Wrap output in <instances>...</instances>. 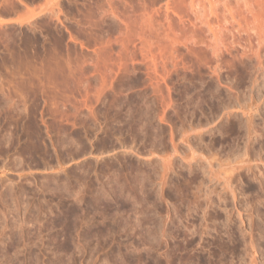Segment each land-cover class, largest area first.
Here are the masks:
<instances>
[{
	"label": "rangeland",
	"instance_id": "374dc122",
	"mask_svg": "<svg viewBox=\"0 0 264 264\" xmlns=\"http://www.w3.org/2000/svg\"><path fill=\"white\" fill-rule=\"evenodd\" d=\"M0 18V264H264V0Z\"/></svg>",
	"mask_w": 264,
	"mask_h": 264
},
{
	"label": "bare ground",
	"instance_id": "6f19581e",
	"mask_svg": "<svg viewBox=\"0 0 264 264\" xmlns=\"http://www.w3.org/2000/svg\"><path fill=\"white\" fill-rule=\"evenodd\" d=\"M32 13H33V12H32ZM31 16H36V14H35V13H34V15L31 14ZM10 21H12V19H6V18H5V19H2V18H0V24H4V23L10 22ZM252 83H253V82H252ZM257 107H258V106H257ZM251 108H252V107H251ZM255 108H256V107H255ZM248 110H249V109H248ZM251 110H252V109H251ZM255 110H256V109H255ZM249 116H250V115H249ZM245 120H246V119H245ZM249 121H252V120L249 119ZM249 123H250V122H249ZM251 123H252V122H251ZM249 126H251V124L248 125V126H246V128L249 127ZM255 126H256V125H255ZM251 128H252V127H251ZM248 129H250V127H249ZM252 130H253V128L250 129V130H248V131H247V129H246V133H247V135H248V133H250V132L253 133ZM257 130H258V129H257ZM253 131H255V130H253ZM260 131H261V130H260ZM251 133H250V134H251ZM250 134H249V135H250ZM249 138H250V137H248V139H249ZM254 138H255V137H254ZM185 140H186V139H185ZM186 141H187V140H186ZM188 144L190 145V143H188ZM173 145H174V144H173ZM175 147H176V146H175ZM241 148H243V147H241ZM241 148H239L240 151H241ZM244 148H245V147H244ZM244 148H243V149H244ZM239 150H238L237 153H240ZM244 150H245V149H244ZM193 151H195V150H193ZM150 152H151V151H150ZM242 152L245 153V151H243V150H242ZM242 152H241V153H242ZM246 152H247V151H246ZM193 153H194V152H193ZM237 153H236V154H237ZM248 153H249V152H248ZM195 154H196V153H195ZM234 154H235V152H234ZM242 154H243V153H242ZM242 154H239V155L241 156ZM237 155H238V154H237ZM239 155H238V156H239ZM243 155H244V154H243ZM243 155H242V156H243ZM246 155H247V153H246ZM198 156H199V155H198ZM203 156H204V155H203ZM209 156H210V155H209ZM238 156H236V157H238ZM242 156H241V157H242ZM252 156H254V155H252ZM194 157H195V156H194ZM200 157H202V156H200ZM204 157H206V156H204ZM167 158H168V157H167ZM244 158H245V157H244ZM196 159H197V158H196ZM212 159H213V157H212ZM224 159H226V158H224ZM227 159H228V158H227ZM232 159H233V158H232ZM246 159H247V156H246ZM250 159H251V158H250ZM250 159H249V160H250ZM205 160H206V159H205ZM210 160H211V159H210ZM210 160H209V161H210ZM234 160H235V159H234ZM238 160H239V159H238ZM242 160H243V159H242ZM242 160H241V161H242ZM235 161H236V160H235ZM166 162H167V161H166ZM206 162H207V161H206ZM210 162H211V161H210ZM223 162H224V161H223ZM243 162H245V160H244ZM243 162H242V163H243ZM172 163H174V162L172 161ZM231 163H232V162H231ZM248 163H249V162H248ZM207 164H210V163L208 162ZM220 164H221V163H220ZM224 164H225V163H224ZM164 165H165V164H164ZM189 165H190V164H189ZM210 165H211V164H210ZM218 165H219V164H218ZM231 165H232V164H231ZM248 165H249V164H248ZM166 166H167V165H166ZM174 166H175V165H174ZM209 167H210V166H209ZM165 168H166V167H165ZM197 168H198V167H197ZM213 168H214V167H213ZM213 168H212V169H213ZM170 169H171V168H170ZM202 169H203V168H202ZM220 169H221V168H220ZM223 169H224V168H223ZM225 169H226V168H225ZM227 169H228V168H227ZM233 169H234V167H233ZM248 169H249V168H248ZM250 169H251V167H250ZM161 170H162V169H161ZM213 170H214V169H213ZM230 170H231V168H230ZM211 171H212V170H211ZM218 171H219V170H218ZM228 171H229V169H228ZM231 171H232V170H231ZM233 171H234V170H233ZM209 172H210V171H209ZM229 172H230V171H229ZM201 173H202V172H201ZM252 173H253V172H252ZM161 174H162V172H161ZM244 174H245V173H244ZM244 174H243V175H244ZM193 175H194V174H193ZM206 175L208 176V174H206ZM210 175H211V174H210ZM214 175H215V174H214ZM220 175H221V174H220ZM245 175H246V174H245ZM253 175H254V174H253ZM217 176H218V175H217ZM223 176H224V175H223ZM239 176H240V175H239ZM136 177H137V176H135V179H138V178H136ZM209 177H210V176H209ZM198 178H199V177H198ZM225 178H226V177H225ZM165 179H166V178H165ZM228 179H229V177L227 178V180H228ZM225 180H226V179H225ZM227 180L224 181V182L226 183V185H227ZM221 181H222V180H221ZM230 181H231V180H230ZM230 181H228V182H230ZM138 182H139V181H138ZM138 182H137V183H138ZM225 183H224V186H225ZM139 184H143V182H141V183H139ZM199 184H200V183H199ZM228 185H229V183H228ZM228 185H227L226 187H229V186L231 187V185H229V186H228ZM224 186H223V187H224ZM200 189H201V188H200ZM211 189H212V188H211ZM218 189H219V188H218ZM229 189H231V191L233 190L232 188H229ZM205 191H206V190H205ZM211 191H213V190H211ZM231 191H230V192H231ZM207 192H208V191H207ZM220 192H221V191H220ZM197 193H198V192H197ZM199 193H200V192H199ZM205 193H206V192H205ZM232 193H233V192H232ZM232 193H231V194H232ZM206 195H207V194H206ZM233 195H234V193H233ZM233 195H232V196H233ZM223 197H224V196H223ZM220 198H221V196H220ZM200 200H201V199H200ZM221 201H222V200H221ZM197 204H198V203H197ZM210 204H211V203H210ZM206 205H207V204H206ZM202 206H203V205H202ZM249 255H250V254H249ZM251 259H252V258H251ZM251 262H252V261H251Z\"/></svg>",
	"mask_w": 264,
	"mask_h": 264
}]
</instances>
